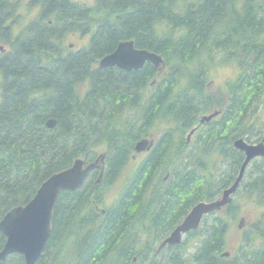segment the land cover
Wrapping results in <instances>:
<instances>
[{"label":"trees","instance_id":"1","mask_svg":"<svg viewBox=\"0 0 264 264\" xmlns=\"http://www.w3.org/2000/svg\"><path fill=\"white\" fill-rule=\"evenodd\" d=\"M17 1L0 0V42L9 46L0 53V219L27 203L52 173L103 150L99 182L95 169L78 188L58 194L49 238L34 264H127L140 243L148 248L166 237L194 204L216 198L236 177L244 154L232 141L247 133L264 89V0H31L29 7L39 10L15 30ZM73 33L88 35V43L70 48L65 40ZM122 40L160 55L162 69L149 62L130 71L98 67ZM216 54L238 73L226 83L222 120L206 126L188 152L182 134L208 109L203 85ZM192 89L201 100L192 99ZM49 118L56 121L51 128ZM157 133L117 199L101 208L135 143ZM251 164L257 168H249L240 186L264 204V157ZM237 217L231 201L205 215L175 249L197 235L191 257L199 264H264V213L242 242V259L221 255ZM129 232L134 242L127 241ZM4 241L0 232V250ZM163 257L165 264L184 263L181 253ZM0 264L25 262L12 253Z\"/></svg>","mask_w":264,"mask_h":264},{"label":"water","instance_id":"2","mask_svg":"<svg viewBox=\"0 0 264 264\" xmlns=\"http://www.w3.org/2000/svg\"><path fill=\"white\" fill-rule=\"evenodd\" d=\"M145 62H150L159 71L162 69V58L159 55L146 49L135 48L132 40H123L118 42L112 52L99 59L98 67L117 66L130 71L142 68ZM213 115L203 116L202 120H209ZM55 122L54 118H49L46 126L51 128ZM152 144V140L141 138L135 143L134 150L135 152L148 150ZM233 146L244 152V159L234 181L216 198L201 200L194 204L169 235L162 240L158 250L165 245L179 244L182 234L197 228L205 214L218 211L230 203L231 195L237 190L248 162L255 156H264V140L257 144H250L239 137L234 139ZM104 156V152H101L89 163L76 158L69 167L56 171L43 180L27 203L14 206L4 214L0 219V232L5 236L0 250V261L12 253L21 254L25 264H34L40 258L51 232L53 207L59 192L63 189L78 188L94 168L98 169L97 182H99L104 169ZM224 255L228 253L225 252Z\"/></svg>","mask_w":264,"mask_h":264},{"label":"rangeland","instance_id":"3","mask_svg":"<svg viewBox=\"0 0 264 264\" xmlns=\"http://www.w3.org/2000/svg\"><path fill=\"white\" fill-rule=\"evenodd\" d=\"M30 1L31 0L17 1L19 2L18 14L20 16L21 21L20 24L16 26L15 30L20 29L29 20L34 18L37 11L39 10V7L37 5H35L34 7H29L28 3ZM73 1L85 5H91L94 2V0H73ZM88 39H89L88 35L82 36L79 33H73V34H69L66 37L65 44L69 47L71 44L72 46L70 48L74 50L80 49L81 47L85 46L88 43ZM1 47L5 48L6 45L0 42V48ZM221 60L222 59L220 58V56L216 54L215 58L212 60L210 65H208V72L206 79V81L207 80L212 81V83H210V87L211 89L215 90L214 92H216V95H214V97L211 98V101L213 105L216 104L217 107H222L224 105L223 95L225 96V94L227 93L226 83L234 79V77L238 73V69L235 63L233 62L223 63L221 62ZM213 105H210L208 109L205 110L204 112H199V116L213 111L212 110ZM248 123L249 125H246V129H248V131L245 135H243V138L249 143H256L264 136V89L260 96L257 107L250 115ZM164 127L165 125L163 123L157 126L159 133L161 130L164 129ZM205 128L206 127H202L196 135L201 134L205 130ZM187 132L188 129L182 134L184 142L186 139L185 135L187 134ZM157 135L154 134V136ZM238 137H242V136H238ZM190 145H192V143ZM186 147L188 149V152L192 148L189 145H187ZM144 157H145L144 152H141L140 154H136L134 155V157H130L128 159L121 174L115 179V181L109 186V189L106 191L101 208H104V206L108 207L117 199L122 189H124L127 180L132 175L134 169L136 168V166L139 165V163L144 159ZM225 164L226 162H224L223 167H225ZM251 165L250 166L248 165V168L246 169V173H248ZM169 168L167 167L164 170V173L161 175V177H164V179L167 178L171 173V170ZM221 168L222 165L220 169ZM249 176H250V172H249ZM249 178L250 177L246 175L244 181L248 180ZM232 201L237 206L238 217L236 221H233L231 223V226L226 234V246L224 250L228 251L229 255L230 253H232V250H234L238 246V244H241L243 240H245L246 236H251L250 227H252L253 224L257 221V219L260 218V216L264 213V204L260 202L255 195H249L248 193H246L245 188H243L242 185L240 186L239 190L234 195H232ZM241 217L243 218V221H242V226L239 228L237 227V224ZM242 234H243V238H242ZM138 237L140 238L141 242L143 243L145 241L148 242L145 235L139 234ZM188 238H189L188 243L178 248L179 252L181 253V257L183 258V262H184L183 264H199L195 262L191 257V255L196 250V245L199 243V236L196 235ZM161 240L155 241V243L149 242V246L148 248H146L147 250L144 253V257L142 258L136 257L135 260L133 259L134 257H132L133 264H153L152 261L158 262L159 258L161 259L160 262H163L162 260L165 259L163 256L167 257V255L170 252L174 251V248H171L170 250L164 248L165 250L157 254L156 248L158 249ZM259 240L260 239L252 233L251 246H257ZM113 256L114 254L112 255V257Z\"/></svg>","mask_w":264,"mask_h":264},{"label":"flooded vegetation","instance_id":"4","mask_svg":"<svg viewBox=\"0 0 264 264\" xmlns=\"http://www.w3.org/2000/svg\"><path fill=\"white\" fill-rule=\"evenodd\" d=\"M8 48H9V46L8 45H6V47L4 48V47H1L0 48V53H3L4 51H7L8 50ZM215 90H213V89H211V87H210V84H207L206 83V81H205V83H204V85H203V94L205 95V100H201V98H200V96H202V95H197V93L195 92L194 93V91H193V89L192 90H190V92H189V94L192 96V99H194L195 97L197 98V99H199V100H201V101H203V102H205L206 104H208V107L210 106V105H213V103H212V101H211V98H213L214 97V95H216V92H214ZM223 98H224V104H225V102H226V99H227V96H226V94H225V96L223 95ZM193 106V105H192ZM191 110H192V112H191V115L194 113V108L193 107H191ZM213 111H211V112H213V117L211 118V119H209L208 121H202L201 120V117H202V115H200L199 116V113L197 114V116H196V120H195V122H194V124L195 125H193L190 129H189V135H188V137H186V139H185V143H188V145L190 146V147H192L191 149H194L195 148V144H197V139H198V135H196L198 132H199V130L202 128V127H206V126H208L210 123H212V122H214V123H216L217 121H221L222 120V118H223V113H224V111H225V106L223 105L222 107H217V105L215 104V105H213V109H212ZM202 112H204V111H202ZM204 114V113H203ZM199 116V117H198ZM159 136V135H158ZM192 143V145H190ZM151 151V149L149 150V151H147L146 153H149ZM252 167V166H251ZM256 168L257 167H252L251 169V171L253 172L254 171V169L256 170ZM170 169V168H169ZM246 175L249 177V172L248 173H245L244 175H243V177H242V179H241V181L243 180V185L245 184V186H246V183H247V181L248 180H246V181H244L245 180V178H246ZM241 181H240V183H241ZM240 183H239V185H240ZM131 226H133V225H131ZM146 227H145V225H143L142 224V234L141 235H145L146 236V234H145V231H144V229H145ZM131 230V229H130ZM129 230V231H130ZM173 230V229H172ZM133 230H131V232H132ZM144 232V233H143ZM136 233V232H135ZM188 233H186V234H184L183 236L185 237L186 235H187ZM129 238H127V241L128 242H134L135 240H134V238H133V236L132 235H130V232H129ZM124 244V243H123ZM140 245H141V243H140ZM140 245H138V248L136 247V252H138L137 254H134L132 257H134L133 259L135 260V258L136 257H138V258H142V257H144V253H145V251L147 250L146 249V247L145 246H142L141 245V247L139 248V246ZM176 246H178V245H174V246H165L164 248H166L167 249V247H170V248H174V251L173 252H175L176 253V255L177 254H179L180 252H179V249L178 250H176L175 249V247ZM164 248H162L161 250H157V248H156V253L158 254V253H161L163 250H165ZM243 254V253H242ZM242 254L240 255H238L237 256V258H240V257H242ZM240 256V257H239ZM132 257H131V259H132ZM122 258V257H121ZM240 259H242V258H240ZM165 264L166 262H160V264ZM127 264H132V260L131 261H129Z\"/></svg>","mask_w":264,"mask_h":264},{"label":"bare ground","instance_id":"5","mask_svg":"<svg viewBox=\"0 0 264 264\" xmlns=\"http://www.w3.org/2000/svg\"><path fill=\"white\" fill-rule=\"evenodd\" d=\"M211 47H212V46H211ZM211 53H212V52H211ZM193 86H195V84H194ZM194 93H195V91H194ZM192 104H193V103H192ZM162 133H163V132H162ZM156 135H157V134H156ZM233 141H234V139H233ZM233 141H232V145H233ZM161 161H162V160H161ZM157 165H158V164H157ZM159 165H160V164H159ZM155 169H156V167H155ZM153 173H154V172H153ZM236 176H237V175H236ZM151 177H152V175H151ZM242 177H243V176H242ZM235 178H236V177H235ZM235 178H234V179H235ZM233 181H234V180H233ZM240 181H241V180H240ZM239 183H240V182H239ZM152 184H153V183H152ZM227 187H228V186H227ZM166 191H167V190H166ZM164 192H165V191H164ZM144 195H145V193H144ZM180 220H181V219H180ZM196 229H198V227H197V228H194V229H190V230L187 231L186 233H189L190 231H193V230H196ZM129 230H130V228H129ZM130 232H131V231H130ZM186 233H183V234H182L181 242H180L179 244H175V245H180V244L182 243V241H183V239H184V236H183V235L186 234ZM161 242H162V241H161ZM165 246H174V245H165ZM165 246H164V247H165ZM164 247H162V248H164ZM162 248H161V249H162ZM161 249H159V250H161ZM157 250H158V249H157ZM159 250H158V251H159Z\"/></svg>","mask_w":264,"mask_h":264}]
</instances>
